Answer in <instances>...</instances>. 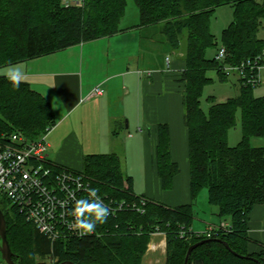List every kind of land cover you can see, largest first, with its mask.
<instances>
[{
  "label": "trees",
  "instance_id": "16d2710c",
  "mask_svg": "<svg viewBox=\"0 0 264 264\" xmlns=\"http://www.w3.org/2000/svg\"><path fill=\"white\" fill-rule=\"evenodd\" d=\"M139 9L137 26L159 25L173 49H179L186 33V68L182 81L184 123L188 130L191 202L168 206L137 195L133 178L123 170L115 153L85 155L84 174L103 195L127 202L145 200L144 212L125 207L97 225L91 235L52 241L27 220L10 200L0 199L7 220V235L19 264H40L37 256L51 257L55 264H143L151 235L164 232L167 259L164 264H184L191 245L207 240L192 250L188 264H264L262 252H249V216L264 203V146L251 139L264 137V96L254 86L240 83L237 96L225 102L210 98L205 112L200 98L215 69L227 78L223 63L207 57L219 48L210 28L216 8L230 4L234 20L221 35L227 56L224 63L238 65L264 51L259 31L264 21V0H134ZM127 0H85L83 6H64L62 0H0V67L57 52L70 46L123 31L121 21ZM241 110L243 136L229 145V132ZM56 124L52 103L29 82L18 90L0 75V144L9 143L14 132L36 140ZM157 173L164 190L173 188L180 168L171 156L170 129L158 125ZM61 167V166H59ZM207 189L208 202L230 229H218L207 237L192 230L195 205ZM228 244V246L226 245ZM0 264H5L0 252Z\"/></svg>",
  "mask_w": 264,
  "mask_h": 264
},
{
  "label": "crops",
  "instance_id": "0c3cea01",
  "mask_svg": "<svg viewBox=\"0 0 264 264\" xmlns=\"http://www.w3.org/2000/svg\"><path fill=\"white\" fill-rule=\"evenodd\" d=\"M138 24L11 65L53 105L56 124L46 140L48 157L56 165L82 171L85 155L119 151L135 194L177 206L192 199L182 81L186 47L173 49L159 25ZM261 74L256 96H264V69ZM98 85L104 88L101 95L94 93ZM159 124L169 126L171 156L180 168L171 190L162 188L157 173ZM252 145L264 146V137L253 138ZM223 221L218 208L207 205L202 213L195 210L191 228L201 233ZM249 237V252L264 254V203L249 216ZM166 259V234L155 232L143 264H164Z\"/></svg>",
  "mask_w": 264,
  "mask_h": 264
},
{
  "label": "built area",
  "instance_id": "2783aa9c",
  "mask_svg": "<svg viewBox=\"0 0 264 264\" xmlns=\"http://www.w3.org/2000/svg\"><path fill=\"white\" fill-rule=\"evenodd\" d=\"M84 1L62 0V3L64 6H83ZM226 56V48L221 45L216 59L223 63L222 70L226 75H237L239 82L254 87L262 82L264 51L238 65L224 63ZM169 61L170 58L167 57V62ZM94 93L101 95L104 88L98 85ZM48 131L36 140L28 139L21 132H14L8 144H0V199L6 198L17 205L27 220L52 241L81 238L69 227L73 218L68 212L75 201L87 197V189L93 187L84 172L59 167L49 159L46 140ZM98 194L111 209L110 215H115L118 210L128 206L144 212L143 198L131 203L125 199L118 200L109 195ZM230 226L229 221H223L216 227L209 226L205 231L196 233L211 237L216 230H228ZM50 264H55V260L50 258Z\"/></svg>",
  "mask_w": 264,
  "mask_h": 264
},
{
  "label": "rangeland",
  "instance_id": "374dc122",
  "mask_svg": "<svg viewBox=\"0 0 264 264\" xmlns=\"http://www.w3.org/2000/svg\"><path fill=\"white\" fill-rule=\"evenodd\" d=\"M234 16H235L234 7L230 4H224L218 6L213 16L211 17L210 28L212 33L218 39L219 47L221 46L222 32L226 27H228L231 24V22L234 20ZM135 21H139V9L134 0H127L126 12L122 18L121 26L123 27L133 24ZM259 37L264 39V21H263V26L259 31ZM181 46L182 47L186 46V33H184L182 37ZM218 49L217 47L208 49L207 57L209 58L216 57ZM7 69H8L7 67L0 68V75H3V73L7 71ZM207 77L209 78V80L204 85L203 93L200 98L201 107L205 112H208L209 107L211 105L210 98H213L216 102H225L229 98L237 96L240 92V83L237 75L232 74L227 78H224L222 75L218 73L217 70L210 69L207 71ZM262 79H263V75H262ZM260 85L261 83L255 86L254 90H256V88L259 87ZM241 113H242L241 110H239L237 117V124L233 128H231L229 132L230 146L238 145L242 139L243 130L241 123ZM252 139H251V143H252ZM116 152L119 154V151ZM207 205L213 207V205H211L208 202L207 189L205 188L199 194L197 204L195 205V210L202 213L203 211H205V206ZM50 258L51 257L37 256V260L40 264H50Z\"/></svg>",
  "mask_w": 264,
  "mask_h": 264
},
{
  "label": "clouds",
  "instance_id": "9594fccd",
  "mask_svg": "<svg viewBox=\"0 0 264 264\" xmlns=\"http://www.w3.org/2000/svg\"><path fill=\"white\" fill-rule=\"evenodd\" d=\"M3 75L16 90L22 83L27 82L25 73L19 67L11 64ZM87 193V197L77 199L73 208L68 212V215L73 218L69 227L80 237L93 234L97 225L106 223L111 214V209L99 196L98 189L89 188Z\"/></svg>",
  "mask_w": 264,
  "mask_h": 264
},
{
  "label": "water",
  "instance_id": "95a60500",
  "mask_svg": "<svg viewBox=\"0 0 264 264\" xmlns=\"http://www.w3.org/2000/svg\"><path fill=\"white\" fill-rule=\"evenodd\" d=\"M207 240H210V239L201 240L189 247L184 264H188L189 256L192 250ZM226 245L228 246L227 243ZM0 252L2 254V259L5 264H19L13 259L14 253L11 249V246L8 240V235H7V220H6L5 214L3 210L1 209V207H0ZM61 264H75V263L67 261Z\"/></svg>",
  "mask_w": 264,
  "mask_h": 264
}]
</instances>
